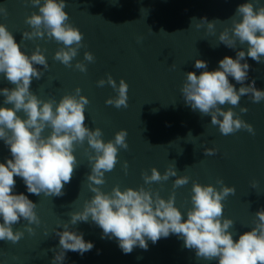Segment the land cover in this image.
I'll list each match as a JSON object with an SVG mask.
<instances>
[{"label": "water", "instance_id": "95a60500", "mask_svg": "<svg viewBox=\"0 0 264 264\" xmlns=\"http://www.w3.org/2000/svg\"><path fill=\"white\" fill-rule=\"evenodd\" d=\"M246 2L248 0H65L68 23L84 35L83 46L71 62L73 67L53 59L54 53L63 47L62 43L46 35L23 39V32L32 30L25 23V17L33 12L39 14L38 7L32 6L29 0H0V8L5 10L0 13V24L11 32L25 54L30 55L39 46L46 57L48 69L34 65L42 71V77L33 79L30 85V91L39 99L58 103L62 96L74 95L79 87L80 95L89 101L84 107L86 127L100 128L105 142L112 140L117 131H127L128 149L118 150L114 169L106 172L105 183L97 186L101 191L110 193L117 185L121 191L143 186L158 191L165 200L174 191V206L186 218L192 206V182L211 184L219 190L216 180L221 179L225 186H234L236 190L222 201L223 217L234 221L229 231L236 240L251 230L255 212L264 208V100L253 103L248 94L241 97L238 106H221L224 110L231 107L255 131L252 135L241 129L225 136L218 126L211 124L210 116H202L185 105L180 88L186 72L199 75L205 70L194 67L196 59L205 61L206 70L213 71L225 56L235 59L237 51L247 52L246 43L237 42L236 49L218 44L219 33L231 27L227 20L235 14L238 5ZM259 5H264V0H256L254 8ZM192 18L197 20L193 24ZM201 18L226 22L217 23L209 32L206 26L195 27ZM86 51L94 56L93 62L84 60ZM77 62L85 64V72L74 67ZM241 62L250 65L244 85L255 80L254 86L264 90V63H257L247 55ZM108 75L117 84L121 78L127 83V108L117 109L105 104L107 98L117 95L107 83L102 87L97 85L100 79L106 81ZM228 79L236 89L241 87L232 77ZM13 87L0 74V88ZM4 99L0 95V106L11 107L3 104ZM241 107L248 111L241 113ZM17 115L25 118L23 111ZM49 132L50 129H45L43 135ZM204 148L216 149L215 155H204ZM73 154L78 167L70 182L64 185L62 196L28 193L23 179L14 176L13 194L22 193L37 204L35 211L40 223L29 225L33 228L31 234L24 230L27 221L22 218L12 226L13 231L19 229L24 235L16 244L0 241V264H52L54 252L51 249H58L59 245L54 230L63 231L60 227L70 219L67 214L82 210L84 201L93 195L86 177L91 171L88 156L94 153L85 141L75 146ZM6 158L10 159L11 154L0 140V163ZM173 164L177 176L189 177L188 184L173 189L176 177L144 184L142 172L150 175V169L155 167L163 174ZM252 181H256L255 189L251 187ZM69 230L82 233L83 239L94 247L83 255L66 251L62 264H217L216 260L197 259L195 250L185 248L183 240L175 234L162 237L155 244L146 240L147 250L136 246L125 254L115 237L102 239L103 230L90 220L69 225Z\"/></svg>", "mask_w": 264, "mask_h": 264}, {"label": "clouds", "instance_id": "9594fccd", "mask_svg": "<svg viewBox=\"0 0 264 264\" xmlns=\"http://www.w3.org/2000/svg\"><path fill=\"white\" fill-rule=\"evenodd\" d=\"M32 6L38 7V13L33 12L25 17V23L31 31L23 32V39L34 37L54 39L62 43L53 56L66 67H73L72 60L78 54L83 44V33L68 23L69 16L64 11L65 0H29ZM256 0L238 5L235 14L227 21L231 27H225L218 35V41L230 49L247 44V52L239 50L235 59L225 56L213 71H207V63L196 59L194 67L205 69L199 75L194 72L185 73V81L180 88L185 105L200 115L211 117V124L218 126L222 135H230L241 129L255 135L253 126L246 123L231 107L224 110L221 106L228 104L238 106L242 96L250 94L253 103L264 100V90L257 89L255 80L247 86L250 65L245 60L247 55L257 63H264V5L254 8ZM5 10L0 8V13ZM6 14V13H5ZM239 17V20H237ZM197 21L192 18V24ZM218 19L208 21L201 18L195 23L197 29L206 26L209 32L214 30ZM151 31V29H150ZM212 45L213 47L218 46ZM84 60L94 61L90 52H84ZM34 65H40L47 70L49 65L39 46L27 55L20 50L11 32L4 24H0V74L7 79L13 88H0V95L4 96L0 106V140L9 148L11 158L0 163V241L16 244L24 235L13 225L21 218L27 223L24 230L33 233L29 225H39L36 214L37 204L24 194H13L15 177L23 179L28 193L40 196H62L64 185L69 183L78 167L74 153L76 145L85 141L92 149L93 155L88 156L90 173L86 179L87 187L93 193L90 199L84 201L82 210L69 212V220L60 227L63 231L54 230L59 237L58 249L54 252L52 264H62L66 251L83 255L94 245L83 239V234L69 230V225L78 222L95 223L103 230L102 239L115 237L123 253L129 254L133 248L139 246L147 250L146 240L155 244L160 238H167L170 234L177 235L184 242V247L195 250L197 259L206 261L216 260L217 264H264V208L258 209L254 216L253 227L250 231L233 239L229 231L234 221L223 217L224 201L229 195L235 194L234 186H225L221 179L216 180L219 190L211 184L201 185L195 181L191 187V208L186 212V218L175 205V192L169 194L167 200L161 198L158 191L146 189L125 188L120 190L114 186L110 193L101 191L100 185L105 183L104 174L114 169L117 163L119 149H128L126 142L127 131L121 129L114 134V138L105 142L100 128L89 129L85 126L84 107L89 103L87 98L80 95V88L75 94L62 96L58 103L53 100L43 101L30 91L33 79L39 80L42 71ZM74 67L81 72L86 71L82 62ZM175 67V65H172ZM232 77L241 85L236 89L229 82ZM107 83L117 93L115 97L105 100L106 105L119 109L127 108L128 85L124 79L117 84L111 75L107 80L100 79L97 85L102 87ZM55 109L53 110V104ZM23 111L25 118L17 113ZM248 109L241 107L240 112ZM45 129L50 132L43 135ZM191 134L190 132L188 135ZM216 149L204 148V155H215ZM127 172V162L123 165ZM144 184L167 181L169 177H176L173 189L188 184V176H177L175 164L168 167L161 174L155 167L141 173ZM255 189L256 181L251 182Z\"/></svg>", "mask_w": 264, "mask_h": 264}]
</instances>
